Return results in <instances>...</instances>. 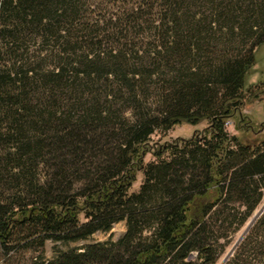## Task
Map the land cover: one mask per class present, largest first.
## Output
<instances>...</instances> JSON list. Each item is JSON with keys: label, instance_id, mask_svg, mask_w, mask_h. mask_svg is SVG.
Listing matches in <instances>:
<instances>
[{"label": "trees", "instance_id": "16d2710c", "mask_svg": "<svg viewBox=\"0 0 264 264\" xmlns=\"http://www.w3.org/2000/svg\"><path fill=\"white\" fill-rule=\"evenodd\" d=\"M263 43L264 0H0V250L27 232L37 264H220L264 204V137L226 125ZM225 264H264V213Z\"/></svg>", "mask_w": 264, "mask_h": 264}, {"label": "rangeland", "instance_id": "374dc122", "mask_svg": "<svg viewBox=\"0 0 264 264\" xmlns=\"http://www.w3.org/2000/svg\"><path fill=\"white\" fill-rule=\"evenodd\" d=\"M244 95L243 109L228 120L227 129L231 134L243 135L245 139L257 141V139L264 137V43L256 50V64L249 71ZM208 124V121H202L198 125L183 123L169 131L156 132L153 135V140L165 144L175 142L181 138H190L195 133L205 129ZM153 159V155L149 154L146 161ZM137 178L138 180L134 184L132 191H137L140 188L143 175L139 173ZM126 229V222L122 221L116 223L109 233L98 231L87 239L69 244L48 240L44 246V254L46 258H53L60 250L82 249L85 245L97 242L115 241ZM27 235V232L19 235L18 241L11 249L0 250V264H37L40 261L39 254L41 250L36 247L35 238L27 237Z\"/></svg>", "mask_w": 264, "mask_h": 264}, {"label": "water", "instance_id": "95a60500", "mask_svg": "<svg viewBox=\"0 0 264 264\" xmlns=\"http://www.w3.org/2000/svg\"><path fill=\"white\" fill-rule=\"evenodd\" d=\"M264 213V204L256 211L254 216L250 219L249 223L245 227V229L242 231L240 236L237 238L233 246L229 249L227 254L224 256L220 264H225L226 261L234 254L239 244L242 242V240L246 237V235L249 233L250 229L254 225V223L259 219V217Z\"/></svg>", "mask_w": 264, "mask_h": 264}]
</instances>
